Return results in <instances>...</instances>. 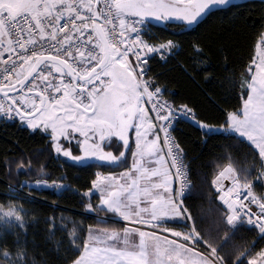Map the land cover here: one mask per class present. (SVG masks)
<instances>
[{"label": "snow or ice", "instance_id": "obj_1", "mask_svg": "<svg viewBox=\"0 0 264 264\" xmlns=\"http://www.w3.org/2000/svg\"><path fill=\"white\" fill-rule=\"evenodd\" d=\"M234 6L233 0H0V115L41 129L55 152L75 164L95 160L126 167L127 154L132 158L119 177L97 174L92 183L97 205L90 202L92 192L84 193L88 210L106 218H98L103 226H90L86 235L75 227L69 232L76 250L71 264H229L183 206L186 165L171 134L180 119L205 136L221 135L247 147L251 165L239 166L226 156L212 185L225 236L248 225L264 240V194L254 183L264 184V33L241 76V102L213 126L192 107L165 99L166 87L151 77L147 57L175 45L150 44L137 27L149 19L194 26ZM195 52L204 55L199 46ZM62 141H74L79 154ZM116 141L123 148L118 155L105 150ZM17 168L30 170L31 162H18ZM179 221L187 231L169 226ZM26 228L22 206L0 204V239ZM51 229L54 235L55 221ZM29 261L18 241L13 248L0 245V264ZM232 264H264V247L238 251Z\"/></svg>", "mask_w": 264, "mask_h": 264}, {"label": "trees", "instance_id": "obj_2", "mask_svg": "<svg viewBox=\"0 0 264 264\" xmlns=\"http://www.w3.org/2000/svg\"><path fill=\"white\" fill-rule=\"evenodd\" d=\"M233 4L234 7L219 10L192 29L178 23L160 26L146 22L143 34L154 45L172 41L177 46L170 57L149 58L151 77L166 87L165 99L176 107H192L202 122L213 126L222 123L223 114L241 102L239 82L264 33V0ZM196 46L203 49V56L197 57ZM173 134L183 149L191 179L184 207L191 212L197 229L206 238L211 236L229 264L238 251L253 246L258 251L264 247L258 230L249 227L225 236L227 226L219 211L222 205L212 185L220 166L227 163L226 156L231 155L239 166L251 165L247 147L221 135L205 136L191 121L177 122ZM21 161H30L31 169L18 171ZM117 170L96 161L80 165L67 162L55 154L48 134L31 131L20 120L7 122L0 117V204L15 202L22 206L27 224L25 230H10L0 239V245L13 248L18 241L27 248L29 264H71L76 250L70 243L69 232L75 227L78 233L86 235L90 226H103L97 224V219L105 217L103 212L88 210L89 198L84 193L91 191L97 174ZM256 171L253 169L254 174ZM37 181H47L46 187L36 186ZM254 183L257 193L264 194V184ZM90 202L97 205L98 196H92ZM177 225L182 231L188 230L183 223L173 224Z\"/></svg>", "mask_w": 264, "mask_h": 264}, {"label": "built area", "instance_id": "obj_3", "mask_svg": "<svg viewBox=\"0 0 264 264\" xmlns=\"http://www.w3.org/2000/svg\"><path fill=\"white\" fill-rule=\"evenodd\" d=\"M130 20H132V21L134 22V21H135V18H130ZM137 27H139V28L142 29V33H141L142 38H143L146 42H148V43H150V44H153V43L149 42L147 39H145L144 36H143V34H144L145 31H146L145 24H142V25L138 24ZM160 44H165V43H160ZM160 44H158V45H156V46H159ZM173 44H174V43H173ZM174 45H175V44H174ZM176 49H177V46H175L171 51H167V50L161 49V50L158 51V52L150 53V54L148 55L147 58H148V60H150L149 58L154 57V56H160V57H162V58H167V57H170V56L176 51ZM147 67H148V66H147ZM145 78H147V77H145ZM0 117H1L3 120L7 121V122H8V121H15V120H17V119L19 118V117H14L13 119H8V118H6V117H4V116H2V115H0ZM180 121H187V120L180 119V120L176 121V122L174 123V127H175V125L177 124V122H180ZM174 127H173V129L171 130V134H172V136L174 137L175 141L178 143V140H176V138H175V136H174V134H173ZM162 136H163V134L161 133V137H162ZM182 154H183V153H182ZM183 157H184V154H183ZM184 163H185V165H186L187 181H188V187L185 189V197H184V198H186V197H188V195H189V193H190V190H191V179H190V175H189L188 165H187L186 162H185V158H184ZM173 172H174V170H173ZM179 187H180L179 182H176V188H179ZM244 227H246V228L249 227V228H250V226H248V225H245Z\"/></svg>", "mask_w": 264, "mask_h": 264}, {"label": "crops", "instance_id": "obj_4", "mask_svg": "<svg viewBox=\"0 0 264 264\" xmlns=\"http://www.w3.org/2000/svg\"><path fill=\"white\" fill-rule=\"evenodd\" d=\"M170 23V22H169ZM168 23V24H169ZM171 23H177V22H171ZM178 24H180V23H178ZM158 25V24H157ZM186 27V26H185ZM187 28V27H186ZM187 29H192V28H187ZM20 120V119H19ZM133 139H134V137H133ZM115 144H117L118 145V147H115V148H113V147H111V146H113V145H115ZM111 146H108L107 144L105 145V150L106 151H113V154H116V155H118L119 154V151H122L123 150V148L121 147V142H119V141H116L114 144H112ZM133 147H134V145H133ZM110 148V149H109ZM118 152V153H117ZM92 161H95V160H92ZM92 161H90V162H92ZM89 162V163H90ZM96 162H98V163H100V164H102V165H108V164H106V163H103V162H99V161H96ZM77 165H80V164H77ZM131 165H132V158H131V155L130 154H127V164H126V167H117L118 168V170L115 172V173H111V174H100V175H103V176H108V175H111V176H114V177H119V175H120V173H122V172H125V171H127L128 169H130L131 168ZM109 166H112V165H109ZM113 167H115V166H113ZM116 168V167H115ZM96 178H97V176H96ZM225 183H227V182H225ZM173 187L174 188H176V182L173 184ZM90 192H92V194H93V196L94 195H97L98 197H99V193H97V192H95V190L92 188L91 189V191ZM108 216L110 217L111 216V214H108ZM101 218H106V217H101ZM110 221V220H109ZM121 223H124V222H121ZM177 223H179V222H169V226H171V224H177ZM95 228H97V227H95ZM174 229L175 230H177V231H180V228L179 227H174Z\"/></svg>", "mask_w": 264, "mask_h": 264}, {"label": "rangeland", "instance_id": "obj_5", "mask_svg": "<svg viewBox=\"0 0 264 264\" xmlns=\"http://www.w3.org/2000/svg\"><path fill=\"white\" fill-rule=\"evenodd\" d=\"M234 2H244V1H250V0H233ZM151 23V24H154V25H160V26H165L166 24H168L169 22L171 23V22H177V23H180V22H178V21H156V20H154V19H149V20H146L145 21V23ZM144 23V24H145ZM187 28H192V27H194V26H196V25H194V26H187V25H185ZM17 120H19V118L17 119ZM25 126L28 128V126H27V124L25 123ZM28 129H30V128H28ZM31 131L33 130V129H30ZM35 130H39V131H41V132H43L41 129H35ZM43 133H45V132H43ZM62 143H64V145H65V147H70L71 148V150H72V152H73V154L75 155V154H79V150H78V148H77V146H76V144H75V142L73 141V143L71 144V145H68L67 144V142H65V141H62ZM55 151V150H54ZM55 154L57 155V156H59L60 158H62L63 160H65V161H67V162H71V163H74L73 161H71V160H69L67 157H64L63 155H61V154H58V153H56L55 152ZM114 155H116V154H114ZM75 164V163H74ZM35 185L36 186H45L46 187V185L47 184H45V183H43V182H40L39 184L38 183H35ZM191 191V190H190ZM184 201V200H183ZM183 206H184V202H183ZM180 223H184V221H179ZM188 223V225H189V221L187 222ZM180 225V224H179ZM171 226L172 227H179L178 225L177 226H173V224H171ZM180 228V227H179ZM180 231H182L181 229H180ZM165 235H169L168 233H165ZM171 238V237H170Z\"/></svg>", "mask_w": 264, "mask_h": 264}]
</instances>
